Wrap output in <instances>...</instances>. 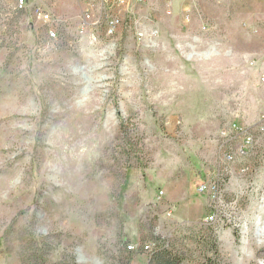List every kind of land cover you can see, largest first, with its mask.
I'll list each match as a JSON object with an SVG mask.
<instances>
[{"label":"rangeland","instance_id":"obj_1","mask_svg":"<svg viewBox=\"0 0 264 264\" xmlns=\"http://www.w3.org/2000/svg\"><path fill=\"white\" fill-rule=\"evenodd\" d=\"M16 2L0 0V264H148L130 244L264 264V137L219 149L264 113V0Z\"/></svg>","mask_w":264,"mask_h":264},{"label":"built area","instance_id":"obj_2","mask_svg":"<svg viewBox=\"0 0 264 264\" xmlns=\"http://www.w3.org/2000/svg\"><path fill=\"white\" fill-rule=\"evenodd\" d=\"M141 1L142 0H99L101 9L104 10L106 13L126 8L130 5L131 2L138 3ZM26 3L27 0H17L15 9L17 11H22L23 9H25ZM34 9V15L37 16V18L42 23L47 25L52 23L49 13L46 12L43 8H41V6H37V8ZM118 24L119 20L116 17L110 19L107 23L108 34H113ZM47 36L50 39H54L56 37V34L53 30L49 29L47 31ZM259 83L264 88V66L259 77ZM258 137H264V113L260 116L256 125L252 128H244L239 125L232 124L228 128L220 132L219 139L221 140V143L219 144V149L222 153V158L225 161L232 160L231 154H228L226 150L232 148V143L241 141L242 144L238 148L237 152L242 155L249 153L250 150L255 146L257 140L256 138ZM219 183L220 180L218 178L210 182H202L198 186L197 191L200 194H208L210 192L209 194H211V196L216 199V197L219 195ZM159 194L161 196L162 192H160ZM213 219L214 216H210L207 218L206 221L209 223L212 222ZM153 246L154 244H145L141 246H137L136 244H130L127 246V251L129 253H135L140 251L141 253L149 254L152 251Z\"/></svg>","mask_w":264,"mask_h":264},{"label":"trees","instance_id":"obj_3","mask_svg":"<svg viewBox=\"0 0 264 264\" xmlns=\"http://www.w3.org/2000/svg\"><path fill=\"white\" fill-rule=\"evenodd\" d=\"M180 256L169 247L164 245L153 246L149 253L148 264H180ZM208 264H211L210 260Z\"/></svg>","mask_w":264,"mask_h":264}]
</instances>
